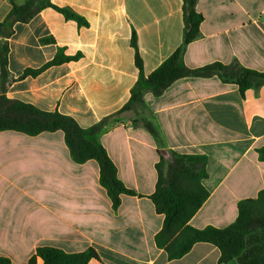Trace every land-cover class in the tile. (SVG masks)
Segmentation results:
<instances>
[{"label":"crops","instance_id":"0c3cea01","mask_svg":"<svg viewBox=\"0 0 264 264\" xmlns=\"http://www.w3.org/2000/svg\"><path fill=\"white\" fill-rule=\"evenodd\" d=\"M0 0V22L12 4ZM84 18L87 27L66 20L52 8L28 23H16L9 45L8 70L14 81L6 97L44 112L58 111L87 129L117 113L138 80L132 32L137 37L147 76L183 39L181 0H50ZM203 16L200 36L185 50L184 64L200 68L237 61L264 72V0H198ZM51 39L52 43H42ZM75 61L40 70L58 50ZM139 117L157 130L161 150L207 157L209 197L189 221L195 229H223L237 218V205L264 190V163L256 150L264 146V86L241 97L238 87L218 77H187L160 96L146 93ZM133 112L122 114L99 142L123 185L136 196H121L113 210L99 183V166L75 163L61 131L27 136L0 132V257L27 264L38 247L68 254L89 248L99 260L89 264H219L212 244L197 243L184 257L168 261L155 235L163 216L149 196L157 181V140ZM37 264H43L41 260ZM228 264H264V233L246 238L245 250Z\"/></svg>","mask_w":264,"mask_h":264},{"label":"trees","instance_id":"16d2710c","mask_svg":"<svg viewBox=\"0 0 264 264\" xmlns=\"http://www.w3.org/2000/svg\"><path fill=\"white\" fill-rule=\"evenodd\" d=\"M183 13V39L176 49L158 68L149 75L143 72V61L140 57L137 37L132 32L130 45L134 50V63L138 70V80L131 88L128 102L114 115L104 118L90 128H81L71 117L55 112H44L34 106L6 97L9 85L14 81L8 70V42L0 43V132L15 131L27 136L41 133L61 131L72 160L77 164L95 161L99 166V183L105 189L114 211L121 203V196H136L127 189L117 176V169L99 137L117 119L126 112H133L137 118L133 124H141L157 140L158 162L155 165L157 181L154 193L149 199L155 212L162 215L163 226L155 235L154 242L163 250L168 261L181 259L190 252L197 243H209L220 252L219 264H228L238 258L245 250L247 236L264 233V190L259 191L256 198L245 199L238 203V215L230 226L217 229L206 227L195 229L189 221L198 212L209 197V192L202 181L207 178V157L204 155H182L174 151L161 150L159 134L154 126L138 114L146 93L160 96L172 83L187 77H218L227 84L238 87L241 97L245 92L259 90L264 86V72H258L241 66L237 61L230 64L215 62L206 66L191 69L184 64L186 47L200 36V25L203 16L197 12L198 0H181ZM52 8L61 13L66 20L75 21L79 27L88 24L70 8H58L50 0H27L22 5L12 4V9L4 22H0V37L8 40L13 34L16 23H28L45 8ZM42 43H52L51 39H43ZM79 56H66L64 50H58L52 61L40 70H25L19 79L36 76L43 70L75 61ZM258 159L264 163V146L256 150ZM99 260L92 248L68 254L51 247H38L27 264H89L91 260ZM0 264H11L7 258L0 257Z\"/></svg>","mask_w":264,"mask_h":264}]
</instances>
